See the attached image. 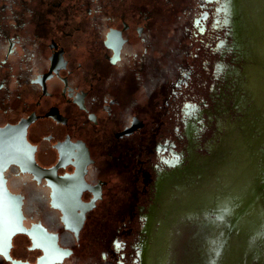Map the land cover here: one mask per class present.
<instances>
[{"label": "flooded vegetation", "instance_id": "af4514ba", "mask_svg": "<svg viewBox=\"0 0 264 264\" xmlns=\"http://www.w3.org/2000/svg\"><path fill=\"white\" fill-rule=\"evenodd\" d=\"M216 9V0H0V130L24 139L0 161V264H74L89 243L91 255L100 248L89 241L102 221L111 225L113 205L128 201L124 162L150 126L146 79L161 68L178 28L199 55ZM220 10L256 60L242 0H225ZM197 129L187 123L190 139ZM217 158L225 161L222 152ZM165 162L176 174L154 184L143 264H160L171 207L206 192L214 172V163L196 159L185 169L178 157ZM19 207L23 229L14 233ZM112 245L125 250L119 240Z\"/></svg>", "mask_w": 264, "mask_h": 264}, {"label": "rangeland", "instance_id": "374dc122", "mask_svg": "<svg viewBox=\"0 0 264 264\" xmlns=\"http://www.w3.org/2000/svg\"><path fill=\"white\" fill-rule=\"evenodd\" d=\"M224 1L216 0L211 42L204 44L200 57L192 53L194 46L186 39V31L184 35L178 28L176 42L164 53L161 68L146 79L151 95L146 103L150 126L143 140L131 145V155L124 162L129 170V199L113 205L111 225L104 221L98 225L89 242H98L100 248L91 255L89 243L82 252L84 258L77 256L74 264H143L149 241L147 217L157 205L154 184L176 174L177 166L165 162L166 158L178 157L183 169L193 159L203 166L214 163V172L205 184L208 191L202 193L214 198L211 209L202 212L195 202L183 206L172 226L167 264H225L239 248L232 238L236 230L259 234L264 220V35L258 40L256 60L247 57L220 10ZM239 19L238 14L233 18ZM249 70L252 73L246 75ZM189 122L198 127L192 139L187 134ZM159 145H167L168 150L160 152ZM231 149L233 153H228ZM219 152L224 162L217 158ZM242 176L246 186L240 182ZM192 206L196 210L188 211ZM142 213H146L145 221ZM221 233L225 241L219 245ZM256 235L242 264H264V229L258 238ZM113 240L123 243L125 250H115ZM101 253L107 254L105 259Z\"/></svg>", "mask_w": 264, "mask_h": 264}, {"label": "bare ground", "instance_id": "6f19581e", "mask_svg": "<svg viewBox=\"0 0 264 264\" xmlns=\"http://www.w3.org/2000/svg\"><path fill=\"white\" fill-rule=\"evenodd\" d=\"M242 3L245 7V11H246V14H247V17H248V21H249V24L251 26V28L255 31V35L257 37L256 39V43H255V51L257 53V49L260 47H258V40L260 41V39L262 38V36L264 35V0H242ZM261 43V42H260ZM263 43V42H262ZM261 45V44H260ZM264 50V49H262ZM260 52V51H259ZM259 54V53H258ZM261 54V53H260ZM264 57V56H263ZM262 57V58H263ZM261 59V58H260ZM262 60V59H261ZM260 66V65H259ZM258 67L256 66L255 70L258 71L257 69ZM252 71V70H251ZM250 71V73H252ZM264 74V73H263ZM264 77V76H263ZM253 78V77H252ZM258 78V77H257ZM256 79V78H255ZM253 80V79H252ZM261 80V79H260ZM258 82V81H257ZM255 85V84H254ZM263 87V86H261ZM255 90V89H254ZM259 100V99H258ZM263 104V103H262ZM237 135V134H236ZM241 139V138H240ZM242 144V143H241ZM244 152V151H243ZM228 153H233V149H231L230 151L228 150ZM240 155V154H238ZM256 157V156H255ZM238 158V157H237ZM244 158V156H243ZM240 159V158H239ZM242 159V158H241ZM258 159V158H257ZM260 159V157H259ZM236 160V158H235ZM231 161V160H230ZM249 161V160H248ZM254 161V160H253ZM236 162V161H235ZM234 163V162H233ZM241 164V163H240ZM239 164V165H240ZM252 164V163H251ZM259 164V163H257ZM238 166V165H237ZM242 166V165H241ZM244 166V165H243ZM233 166H231V169H232ZM234 168V167H233ZM261 168V167H260ZM249 167L247 168V172L250 170H248ZM230 170V168H229ZM255 170V169H254ZM244 171V170H241V172ZM245 171V172H246ZM253 171V169H252ZM232 171L230 170L229 174L231 173ZM235 172H236V165H235ZM244 172V173H245ZM258 172V171H257ZM238 173V172H237ZM233 175V174H232ZM231 175V176H232ZM240 175H243V174H240ZM248 175V174H247ZM246 175V176H247ZM250 175V173H249ZM244 176V175H243ZM242 176V182L245 186L247 183V181H245V178H243ZM260 176V175H259ZM238 178V177H237ZM247 178V177H246ZM236 180V179H235ZM232 186V185H231ZM236 186V185H234ZM233 186V187H234ZM224 187V186H223ZM228 188V186H226ZM232 189V188H231ZM208 191V190H207ZM229 191V190H228ZM232 191V190H231ZM233 192V191H232ZM247 192V190H246ZM232 194V193H231ZM248 194L251 196L250 192L248 191ZM229 195V194H228ZM223 198V197H222ZM251 198V197H250ZM230 199V198H229ZM224 200V199H223ZM237 200V199H236ZM214 201V198H209L208 196L206 195H203L202 193H199V194H196L194 195L193 197H190V198H187V199H183V200H177L176 203L173 205V207H171L170 211H169V214H168V217H167V220L165 222V225L163 226L162 228V231H161V235H162V238H163V247H162V250H161V258H160V264H167V261H168V251L169 249L168 246L169 244H171V239H172V234H173V224L175 223L176 221V217L178 215V213L180 212V210L183 208L184 205L188 204V203H194L195 202V205H196V208L199 207V204L201 206V210L202 212H206L208 210H210V204L211 202ZM225 201H228V200H225ZM230 201V200H229ZM228 201V202H229ZM251 201V200H250ZM217 204V203H216ZM219 205V204H218ZM221 206V205H220ZM200 208V207H199ZM218 208V207H217ZM223 210L225 208H222ZM196 209L193 210V206L192 208H189L188 211L192 212V211H195ZM183 211V210H182ZM215 211V210H214ZM225 212V211H224ZM259 222V221H258ZM260 223V222H259ZM256 224V223H255ZM261 225V224H260ZM231 226V224H230ZM222 229V227H221ZM213 232V231H212ZM243 232V233H242ZM220 233V232H219ZM242 233V234H241ZM262 235V232H259L258 233H252L250 231H244V230H236L235 231V235L234 237V241H238L239 243V248H237L236 250H234V252H231V254L228 256V260L225 264H242L244 261H242L244 259V257L248 254L249 251L252 250V237L253 235ZM256 235V237H257ZM258 238V237H257ZM255 239V238H253ZM218 241H219V245H222L224 244L223 242L225 241V238L223 239V234L221 233L218 237ZM256 242V241H255ZM211 244V243H210ZM214 244V242H213ZM227 247V246H226ZM255 248V247H254ZM222 249V247H221ZM215 251V250H214ZM259 252V251H258ZM262 252V251H260ZM259 252V253H260ZM223 253V252H221ZM220 253V254H221ZM258 253V254H259ZM263 253V252H262ZM210 254V253H209ZM256 254V253H255ZM226 256V255H225ZM211 257V256H210ZM258 257L257 255H254L253 258H256ZM246 258V257H245ZM225 260V259H224ZM209 261V260H208ZM253 262V261H252ZM222 264V263H221ZM252 264V263H251Z\"/></svg>", "mask_w": 264, "mask_h": 264}, {"label": "water", "instance_id": "95a60500", "mask_svg": "<svg viewBox=\"0 0 264 264\" xmlns=\"http://www.w3.org/2000/svg\"><path fill=\"white\" fill-rule=\"evenodd\" d=\"M18 141V148L19 150L22 148V145L24 144V139L22 137V133L18 132L17 130L14 129H4V130H0V161L5 157L4 156V152L8 151V150H13L15 149L14 147V143L15 141ZM3 193L7 194L6 189H3ZM16 212V209L14 210ZM14 212V213H15ZM17 219L14 222V233L18 232V230L23 229L21 227V209L20 207L18 208V212L16 213ZM62 252H65V256L64 257H69L71 255V251L70 250H62Z\"/></svg>", "mask_w": 264, "mask_h": 264}]
</instances>
